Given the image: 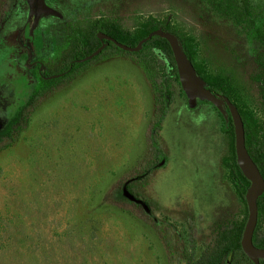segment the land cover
Here are the masks:
<instances>
[{"label":"rangeland","instance_id":"rangeland-1","mask_svg":"<svg viewBox=\"0 0 264 264\" xmlns=\"http://www.w3.org/2000/svg\"><path fill=\"white\" fill-rule=\"evenodd\" d=\"M44 4L58 17L42 18L28 40L26 1L0 0V80L13 77L28 121L0 144V264H197L220 231L247 220L218 111L208 103L190 109L156 49L110 48L55 82L25 63L58 67L99 19L127 43L146 18L166 19L263 144L264 41L252 23L264 31V0ZM20 31L30 57L16 44ZM159 93L166 107L158 117ZM127 181L150 210L117 205V186ZM258 221L262 235L264 216Z\"/></svg>","mask_w":264,"mask_h":264},{"label":"trees","instance_id":"trees-1","mask_svg":"<svg viewBox=\"0 0 264 264\" xmlns=\"http://www.w3.org/2000/svg\"><path fill=\"white\" fill-rule=\"evenodd\" d=\"M252 26L255 29L258 37L264 41V31L261 30V26H258L255 22L252 23ZM157 29H161L165 32L173 33L179 40L183 51L185 52L188 59L192 62L197 75L203 81L205 86L214 94L226 96L230 102L237 108L241 119L244 125L245 131V146L249 156L251 157L252 161L257 166L262 178L264 179V143L254 142L253 129L252 123L250 122L249 118L240 111L237 105L233 102L231 97L226 93L225 88L221 84H217L216 82L202 77L200 71L194 64L192 54L189 52L188 48L184 44V41L176 35L175 32L170 30V23L168 20H158L155 18H146L142 24L140 25V32L138 37L133 43H127L123 40L122 36L119 34L117 29L104 22V20L99 19L93 22L91 26V30L87 37H84L81 42L78 40V44L74 46V48L65 55L63 62L58 67H54L48 70V75L52 76L45 82H55L59 79L68 78L72 76L76 68L82 66L90 61L98 59L101 55L106 53L110 50H115L117 52H121L118 48H116L112 43H108L104 50L95 58L90 61L77 63L76 61L88 56L92 52H94L99 46L100 41L97 39L96 34L98 32L103 33L116 41L134 47L136 44L144 39L150 32L155 31ZM152 49L159 50L165 57L166 61L172 68L173 76L178 81L176 66L172 57L171 49L168 43L157 36L152 37L149 41L143 44V47L140 52L133 53L134 55L143 54L146 51H151ZM69 65H71V69H69ZM44 82V81H43ZM155 113L159 116L163 115L165 111V104L166 98L163 94L159 93L155 99ZM206 103V102H197V105ZM220 118L223 122V131L226 133L231 140V156H232V165L229 167V171L231 173V180L236 188L237 194L245 204L246 212L247 207L244 200V195L246 189L249 186L248 181L242 176L240 170L236 164V157L234 151V133H233V126L228 113L226 115L220 114ZM27 117L23 111V109H18L12 114L11 120L7 123L6 127L0 131V144L5 142V145L8 143H12L14 140V135L21 132L24 127L27 126ZM130 181L121 183L117 186V197L115 198V202L121 209H126V207L136 206L138 209L143 210L145 207L146 209H151V203L143 200L137 193H133L131 191ZM257 207H258V217L264 216V191L262 192L261 196L257 200ZM248 214V213H247ZM245 226V222L241 224L239 227L224 229L218 233L215 240L211 243V245L205 250L201 259L197 262V264H252L246 256L243 254L241 247H240V240L242 236V232ZM259 228V229H258ZM260 226L259 221L257 222L254 234H253V244L255 247L264 249V234L259 235ZM259 264H264V260H261Z\"/></svg>","mask_w":264,"mask_h":264},{"label":"water","instance_id":"water-1","mask_svg":"<svg viewBox=\"0 0 264 264\" xmlns=\"http://www.w3.org/2000/svg\"><path fill=\"white\" fill-rule=\"evenodd\" d=\"M26 1L29 5L33 4L37 6L39 12L44 17H58L57 12L44 4V0ZM35 20H37V15L35 16ZM96 36L100 41V46L88 56L76 61L77 63H83L92 60L104 50L108 43H112L121 51L128 53H138L141 51L144 43L149 41L152 37L157 36L164 39L171 49L172 57L176 66L178 81L186 96L188 107L193 109L196 107L197 102H206L212 105L218 111V113L222 115H226L228 113L233 126L236 164L242 176L249 183L244 195L248 214L240 240V247L243 254L252 264H259L261 260H264V249L255 247L252 238L258 220L257 200L264 191V179L247 152L245 146L244 125L237 108L226 96L214 94L205 86L203 81L197 75L192 62L188 59L185 52L183 51L178 38L173 33L157 29L150 32L134 47L124 45L100 32H98Z\"/></svg>","mask_w":264,"mask_h":264},{"label":"flooded vegetation","instance_id":"flooded-vegetation-1","mask_svg":"<svg viewBox=\"0 0 264 264\" xmlns=\"http://www.w3.org/2000/svg\"><path fill=\"white\" fill-rule=\"evenodd\" d=\"M26 4L28 7V18H27V22L24 27L28 28L27 29L28 40H32V39L34 40L35 35L33 34L35 33V30L39 24V21L45 17L39 12V9L37 6L33 4L29 5L27 1H26ZM36 15H37V20H35ZM22 30H24V28ZM21 31L17 34L16 44L18 45L21 52L22 51L28 52V55L30 57L29 51L26 48V44L20 42ZM30 67L32 68L36 67L37 78L42 82L43 81L45 82L49 79V77H52L48 75V70L46 69V67L38 62L32 63V64L25 63V68H30ZM69 69H71V65H69ZM14 81L15 80L11 76L4 77L3 79L0 80V131H2L6 127L7 123L12 118V114L18 109L15 103L16 90L14 86V83H15ZM15 107L17 109H15Z\"/></svg>","mask_w":264,"mask_h":264}]
</instances>
